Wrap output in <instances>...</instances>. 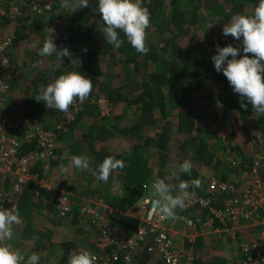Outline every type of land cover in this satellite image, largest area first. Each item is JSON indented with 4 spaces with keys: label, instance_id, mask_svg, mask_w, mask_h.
Returning a JSON list of instances; mask_svg holds the SVG:
<instances>
[{
    "label": "trees",
    "instance_id": "16d2710c",
    "mask_svg": "<svg viewBox=\"0 0 264 264\" xmlns=\"http://www.w3.org/2000/svg\"><path fill=\"white\" fill-rule=\"evenodd\" d=\"M0 1L6 5V2L17 0ZM43 1L45 0H23L21 17L14 20L0 17V45L3 41L13 39L6 51L8 84L11 91L5 99V112L27 118L31 125L53 132L60 140L65 132H72L82 121L86 126L87 122L94 118L92 114L97 116L94 110H99L97 102L100 99H108L115 103L114 105L123 101L126 106H134L139 114L133 119L137 121L138 118L140 123L138 127L134 126L135 129L131 130V133L140 137L143 128H147L152 130L154 136L143 137L142 147H132L128 152L121 149L112 151L111 143H108L111 133L100 123L93 124L88 128V135H82L79 141L80 147L87 149L84 151L86 154L82 156H87L89 160L88 169L95 172L97 165L108 156L122 160L125 166L115 170L107 182L102 181L99 184L96 180L97 185H87L86 188H82L83 184L79 187L77 178L78 175L79 180L86 182L85 171L81 169L79 174H75L71 172L72 168L66 167V162H71L73 155L63 157L55 149L50 162L54 163L58 171L62 170L61 184L67 188L74 186L79 190L75 193L80 199H73L77 202L71 203L72 213L67 216L61 214L56 203H52L55 195L62 192L61 189L47 191L41 203L35 201H40L41 196L36 197L33 191V194L30 192L28 195L25 193L28 188H23L21 198L10 202L13 199L14 180L10 178L8 182H3L7 193L0 206L7 209L17 203L16 210L21 218H31V221L27 219L26 226H23V223L18 225L20 231L16 236L25 246L23 250L38 253L39 256H44L43 258L49 255L45 263L41 259L39 264H51L50 256L55 255L54 248L58 247L61 255L53 264H68L71 251L77 250L76 240L84 237L87 240L94 239L88 241L81 251L87 250L94 254L95 264H151L148 261L153 256L157 258V255L149 252V241L139 247L138 254L131 256L130 261H127L124 249H119L140 226L139 221L127 213L137 207L147 188L154 192L152 185L155 179H166L167 182L171 177L173 182L172 172L178 171L179 164L185 160H189L193 168L190 176L182 174V177L185 175L184 179L187 178L183 180L201 181L198 189H188L190 192L194 191L196 196L200 195L197 201L210 200L211 207L222 211L225 201L230 199L236 203L234 207L251 212L252 208L244 205L245 188L257 155L261 156L257 159L262 162L260 170L264 168V115L255 113L251 104H248L247 110L241 108L238 94L233 92L223 73L216 72L211 57L216 54L217 45H239L233 37L223 35V27L238 13L252 15L259 0H144L143 6L151 13L146 38V46L150 50L146 55L137 53L123 33L120 37L125 42L119 49L105 41L102 34L105 25L97 11L98 0H89V7L77 9L75 12L63 8L59 11V16L55 13L59 10L57 6L61 5L60 1ZM49 1L53 3L50 10L43 9L42 14H34L30 10L32 3L43 7ZM188 10L192 11V14L188 15ZM209 20L210 24H207ZM60 23H65L62 28ZM150 31L157 35V39H151ZM188 32L194 34L193 39H187ZM51 35L58 48L69 49L72 58L80 61L76 67L71 64L69 57H64L62 66L57 67L55 55L39 56L40 48ZM83 49H86V54H82ZM37 61L41 63L34 67ZM75 70L92 80L93 90L90 96L83 103L78 100L74 102L66 113L47 109L40 100L41 87H46L58 76ZM91 108L95 109L88 112ZM84 112L87 113L84 115ZM220 112L223 114L219 120ZM69 115L73 117L70 122ZM105 118L100 115V119ZM29 132L30 129L25 133L23 129L15 132L22 143L19 156L39 149L35 140H26ZM96 143L98 149L96 145L93 146ZM76 148L79 150L77 146ZM230 159H233V162L230 163ZM153 162L156 164L153 165ZM44 163L38 161L32 164L31 172L40 175L39 170ZM205 168L213 169L217 173L218 170H223L221 174L214 173L212 177L218 178L222 183L234 185L237 191H210L211 177H201L198 173ZM227 177H231V180L226 181ZM116 185L120 187V192L115 191L117 194H114L111 190ZM69 195L72 201V193ZM26 198L28 202H25ZM46 201L50 205L51 216L46 219L43 228L37 229L34 227L32 216L40 209L39 204L43 205ZM91 201L94 202L92 205ZM87 203L93 210H97L99 203L102 205L99 212L86 215L82 210ZM193 206L198 207L199 204L195 203ZM111 210L113 212L109 214ZM225 213L227 226L220 222L215 223V228L220 226L219 239L222 240L228 233L227 236H232L237 241H246L258 231L249 229L250 223L243 220L239 221L238 225L246 227L245 231H237L232 235L231 212L227 208ZM101 215L110 222L109 228H102L104 221L99 224ZM69 220L73 222V227L69 229L72 232H64L68 237H65L66 241L62 243L53 239L52 228ZM81 221H87L90 229L84 223L80 227ZM104 231L110 235V239L103 245L100 239L103 238ZM116 231L122 232L124 238H119ZM196 233L199 235V242L204 244L207 236L203 235L208 233L204 229ZM241 241L238 243L239 247ZM159 261L162 263L161 259Z\"/></svg>",
    "mask_w": 264,
    "mask_h": 264
},
{
    "label": "clouds",
    "instance_id": "9594fccd",
    "mask_svg": "<svg viewBox=\"0 0 264 264\" xmlns=\"http://www.w3.org/2000/svg\"><path fill=\"white\" fill-rule=\"evenodd\" d=\"M143 3L144 0H98L97 11L105 25L102 34L108 44L115 49L121 48L125 42L120 37L123 33L127 42L137 53L146 55L149 52L146 38L147 30L150 28L151 13L147 7L143 6ZM60 4L64 9L75 12L77 9L89 7V0H60ZM223 35L233 37L239 42V46L217 45L216 54L211 57L216 72L223 73L227 78L233 92L240 98L241 108L247 110L248 104H251L255 113L264 115V0H259L252 15L240 13L234 15L223 27ZM81 51L82 54L87 52L86 49ZM38 54L41 57L55 55L57 67L62 66L64 57L71 58V64L74 67L77 62L80 63L78 59L72 58L69 49L58 48L52 35L44 41ZM40 63L41 61H37L33 66L38 67ZM92 90L93 83L88 76L76 70L68 71L46 87H41L40 100L47 109L66 113L77 100L83 103ZM31 128L35 129V125L29 124V127L22 129L32 130ZM55 140L57 145L56 137ZM71 164L77 169L89 168V160L85 156L74 155L71 158ZM124 166L122 160L108 156L97 165L94 172L95 179L107 182L115 170L122 169ZM192 168V163L185 160L179 164L178 171L172 172V176L179 181L175 186L178 189L175 194H173V185L167 183L166 179L154 180L153 196L158 199H155L153 203L162 219L175 220L176 210H185L188 203L195 197V192H189L188 189L189 187L198 189L201 181L199 179L183 181L179 176V174L190 176ZM2 189L7 193L4 185ZM22 222L15 207L0 208V242L11 240L14 236V226L21 225ZM186 223L191 226L192 221L186 219ZM95 261L96 256L87 250L70 255L68 258V264H95ZM39 262L38 253L33 252L26 258L19 251H13L6 244L0 243V264H39Z\"/></svg>",
    "mask_w": 264,
    "mask_h": 264
},
{
    "label": "built area",
    "instance_id": "2783aa9c",
    "mask_svg": "<svg viewBox=\"0 0 264 264\" xmlns=\"http://www.w3.org/2000/svg\"><path fill=\"white\" fill-rule=\"evenodd\" d=\"M18 1L19 0L11 3L6 2V5L3 1H0V17L6 20H14L21 17L23 15V5L21 3L23 0ZM34 1L40 0H33V2ZM43 2L46 3V0ZM52 4L53 3L49 1L43 7H39L35 3L30 5L29 2L30 10L34 14H42L43 9L50 10ZM11 41H13V39H8L7 41H3L0 45V202L6 197V193L2 189L3 182L9 181L10 178L14 180L12 188L13 199H11L10 202L18 201V198H21L23 188L32 189L34 195L36 197H40L41 192L43 189H46V186L43 185V182L37 181L38 177L32 174L31 166L38 161H50L51 158H53V152L56 148L54 133L35 127V129L31 128L32 130H30V132L26 135V140H35L39 149L28 155L19 156L22 143L21 140L14 135V133L17 130L29 127V122L21 115L14 113L7 114L4 109L5 99L11 91L8 84L9 68L6 57V51L10 46ZM97 105L101 116L109 117L110 106L107 99H100L97 102ZM68 118V122L73 120L72 115H69ZM260 157V155L256 156L257 159ZM257 159L252 167V172L249 173V182L245 188L246 200L244 201V205H249L252 208L251 212H246L243 209L241 211L240 209L234 207V204L236 203L232 202L230 199L225 201L224 210L222 211H216L215 208L211 207L210 200L200 199L199 201H196L201 208L208 209V222L211 225H215V223L220 222L222 225L227 226L225 223L227 215L225 210L228 208L231 212L230 216H232L230 222L234 228L239 227V221L245 220L250 223L248 227L249 229H258L257 232H254L251 238L246 239V241H241L240 250L244 255V259L238 264H264V168L260 170L262 162ZM231 162H233V159H230V163ZM228 184L229 183H222L218 178L211 176L210 191L218 193H233L237 191L234 185ZM155 199H158V197H154L152 193L149 196L142 197L138 202L137 206L143 212V215L138 219L140 226L128 240L124 241V244L119 243L121 244L119 249H124L127 253V255H125L126 259L127 261H130V257L138 253L137 251L139 250V247H141L146 241H149L151 243L149 252L157 255L163 264H193L194 257L192 253H185L176 248L175 236L169 226V222L171 220L162 219L160 217L153 203ZM72 202L71 196L67 192L62 191L57 196L55 195L54 202L52 203H56L58 208L61 210V214L67 216L72 213ZM16 204L13 205L15 209H17ZM91 205L87 203V205L83 207V214L86 213V215H89L90 213L99 212L102 204L99 203L96 207L97 210H93ZM0 208H3V206H0ZM112 212V210L109 211V214ZM105 219L106 218L101 215L98 219L99 224L104 221L102 228H109L110 222ZM191 221V226L187 223L186 224L195 235H197L196 232L200 228L207 225V223L199 219ZM233 227L230 231L232 235H235L237 231ZM218 234H221V232H218ZM226 234L229 235L228 233ZM109 239L110 235L104 231L103 238L100 239L101 243L104 245L109 241ZM227 264L235 263L229 262Z\"/></svg>",
    "mask_w": 264,
    "mask_h": 264
},
{
    "label": "crops",
    "instance_id": "0c3cea01",
    "mask_svg": "<svg viewBox=\"0 0 264 264\" xmlns=\"http://www.w3.org/2000/svg\"><path fill=\"white\" fill-rule=\"evenodd\" d=\"M167 7H169V6L167 5ZM186 12H188V15L192 14V11H190V10H188ZM206 23L210 24V20L207 21ZM207 24H205V27L207 26ZM203 27H204V25H203ZM173 33H174V30L172 31V35H173ZM169 34H171V33H169ZM150 37H151V39H155L152 35H150ZM193 37H194V34L192 32H190L189 35L187 36V39L191 40V39H193ZM212 39L215 40V38H212ZM238 44H239V42H238ZM104 65H103V67H105ZM107 101H108V104H110V116L106 117L105 119H108V121H105V119L104 120L100 119L101 113H100V110H98V108L89 109L88 112H91V110L95 109L94 113H96L97 116L91 113L92 116H94V118H92V121L90 120L91 122L90 121L87 122L88 125L86 124V126H84L83 121H82L80 123V125L77 126V128H75L72 132L68 131V132H65L63 134V136L61 135L63 137L62 139L59 140V138H57L56 151L59 153V155H62L63 157H64V155L68 156L70 154L74 156L73 153H76L77 156H82L83 154L85 155L86 153L84 151H86L87 149L83 150V148H82L83 146L80 147L79 141H80L82 135H85V134L88 135V133H89L88 128L93 126V124H95L96 122L100 123V125L105 126V129L111 133V139L109 140L108 143H111L110 147H111L112 151L114 149L116 151H119L121 149L122 151L128 152L132 147H139V146L142 147L143 143L141 142V140L143 139V137L151 138L154 136L152 130L147 129V128L146 129L143 128L142 133H140V135H139L140 137H135L131 133V130L135 129L134 126L138 127V125L140 123L138 118L136 119L137 121H135L133 119V117L139 116V114L136 111V108L134 106L133 107L126 106L123 103V101H120L119 104H117V105H114L115 103H112V101H110L108 99H107ZM85 113H87V112H84L83 114L85 115ZM221 114H223V113L220 112L218 115L219 120H220ZM219 120L218 121L216 120L217 123L219 122ZM34 123L37 124V122H34ZM217 123L215 125H217ZM149 126H151V125H149ZM23 131L25 133L26 129H23ZM14 135H15V133H14ZM15 136L19 137L18 135H15ZM97 144L98 143L94 144L93 146L96 145L95 147L98 149L99 146ZM76 146L79 148V150H77ZM84 147H86V146H84ZM144 151L145 150H143V152ZM85 157H87V156H85ZM66 164L68 165L66 167L72 168L71 172H73L75 174H79V171L81 169H77L76 167L72 166L71 162H69V161L66 162ZM155 164L156 163L153 162V165H155ZM84 171H85L84 174L87 177L86 182L79 180V176L77 175L79 187L81 188L82 184H83L82 188H84V187L86 188L87 185H97L96 179L94 176V171L90 170V169H87ZM204 171H206V173H208V174L206 175L204 173ZM218 171L221 174L223 170H218ZM39 173H40V175L38 174V176H37V173H34L33 175H36L38 177L37 181L43 182V185L46 186V189H43V191L41 192L40 201H39V199L35 200V201L42 203V198L44 200V196H45L47 191L61 189L64 192L72 193L73 203L77 202V200L75 201L73 199L79 198V196L75 193V192H79V190L75 189L74 186H73V188H67V187H64L63 184H61L60 177L62 176V174H61L62 170L58 171V168L55 167V165L52 161L51 162L46 161V163L41 165V169L39 170ZM198 173H199V175H201V177H206V178H208V177L210 178L211 176H213L214 173L218 174L213 169H206V168L200 170V172H198ZM39 176L42 178H40ZM179 176H180V180H183L184 179L183 177H185V175L182 177V174H179ZM181 177H182V179H181ZM173 179H174V181L172 182L171 177H170V179L167 180V183L173 185V194H175L178 191V189H176L175 186L179 183V181L174 176H173ZM185 179H187V178H185ZM225 180L230 181L231 177H227ZM98 183L101 184L102 181H98ZM119 188L120 187L117 185L113 186V188L111 190L112 193L117 194V192H115V191L120 192ZM32 191H33L32 189H26L25 193L29 195V193L30 192L32 193ZM189 192H190V190H189ZM151 194H152L151 189L147 188L144 196H146V195L149 196ZM196 195L197 194H195V197L188 203V206L186 207L185 210L181 211V210L177 209L176 210L177 211L176 219L171 220L169 222L170 229H171L173 235L175 236L176 248L181 250L182 252H185V253H192L193 257H194V263L193 264H227L229 262L238 264L239 262L243 261L244 255L241 252L240 247L238 245V243L241 240L237 241V239L232 238V236H227V235H225L226 237L222 238V240L219 239L218 238V232L220 233V230H219L220 226L215 228L217 225L209 224V222H208L209 221L208 220L209 219L208 210L201 208L200 206H198V207L193 206V204L196 203L197 198L200 196V195L199 196H196ZM27 199L28 198H26L24 200H27ZM25 202H28V200ZM48 204L49 203L47 201L44 202L43 205L39 204L40 209L37 210V212L35 214L33 213V216H32L33 224H34V227L37 229L43 228L46 219L49 216H51L50 215L51 213L49 212L50 211L49 210L50 205H48ZM46 205H48V206H46ZM7 209H9V208H7ZM127 215L131 216V217L135 218L137 221H139L138 219L143 215V212L137 206V207L132 208L127 213ZM27 219H29L31 221V218H29V217L22 218V221H23L22 223L24 224L23 226H26ZM186 219H190V220L199 219V220L207 223V225L205 227L199 229V230L204 229V231L208 233L207 235H203V236H207L206 241L204 242L205 245L203 244L202 241L199 242V240H200L199 235H195L187 227V224L185 222ZM83 223H84V225L87 226L88 229H90L87 221H81L80 227H82L81 225ZM72 224H73V222L71 220H69L68 222L67 221L63 222V225L60 223L59 226L53 227L52 228L53 232H54L53 233V239L57 240L58 242H62V243L64 241H66V239H65L66 236L64 235L65 234L64 232H69V231L72 232V230H69L73 227ZM14 227H15L14 230H18V226H14ZM234 229L238 232L245 231V228H243L240 225H239V227H237V228L235 227ZM85 232H87L86 229H85ZM116 235L119 238H124L123 233L120 231H116ZM66 238H68V237H66ZM91 240H94V239L89 238L87 240L84 237L79 238L75 242V247L77 248V250L81 251L84 249V247L87 246L86 243L88 241L91 242ZM19 241H20L19 237H17L16 234H14L11 241L7 240V241H2L0 243L6 244L13 251H19L22 255L24 254V256L27 258L26 252L23 250V248L25 246L21 243V241L20 242ZM77 250H72L70 255L76 254L78 252ZM54 252H55V255L50 256L51 264H53L55 261H57L59 256L61 255V251H59L58 247L54 248ZM43 257L40 256V259H42L41 261H43L45 263L46 258H49V255L45 256V258H43ZM218 259H220V261H218ZM159 260H160L159 257L156 258L155 256H153V258H150V261H148V262H151V264H162Z\"/></svg>",
    "mask_w": 264,
    "mask_h": 264
},
{
    "label": "rangeland",
    "instance_id": "374dc122",
    "mask_svg": "<svg viewBox=\"0 0 264 264\" xmlns=\"http://www.w3.org/2000/svg\"><path fill=\"white\" fill-rule=\"evenodd\" d=\"M58 1H60V0H58ZM58 1H57V2H58ZM59 3H60V2H59ZM57 9H59V10H58L55 14H57V16H59V13H60L59 11L62 10L63 7H62L61 5L58 4ZM64 10H65V9H64ZM63 24H65V23H63ZM63 24L60 23V28H62V25H63ZM60 28H59V29H60ZM29 29H31V28H29ZM59 31H61V30H59ZM150 32H151V35H152L155 39H157V35H155V33H154L153 31H150ZM62 33L66 34L65 32H62ZM178 44H179V43H178ZM195 44H196V43H195ZM95 45H97V44L95 43ZM196 45H197V44H196ZM180 46H181V45L179 44V47H180ZM102 66H103V65H102ZM199 104H200V103H199ZM200 105H201V104H200ZM204 173H205L206 175L208 174V173H206V171H204ZM117 190H118V189H117ZM74 199H75V198H74ZM76 199H77V198H76ZM92 203H94V202L91 201V204H92ZM19 231H20V229H18V230H14V234H16V233L19 232ZM24 251H25V250H24ZM30 254H32V252H27V249H26V255L28 256V255H30ZM40 260H41V259H40Z\"/></svg>",
    "mask_w": 264,
    "mask_h": 264
}]
</instances>
